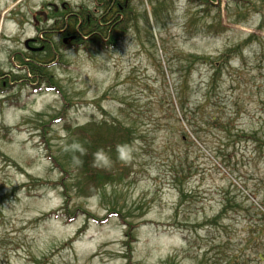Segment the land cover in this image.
<instances>
[{
	"label": "rangeland",
	"instance_id": "rangeland-1",
	"mask_svg": "<svg viewBox=\"0 0 264 264\" xmlns=\"http://www.w3.org/2000/svg\"><path fill=\"white\" fill-rule=\"evenodd\" d=\"M108 1L0 0V264H264V0H129L125 39L98 50ZM80 15L100 28L67 49ZM43 59L50 81L28 73ZM128 108L129 176L57 217L65 125Z\"/></svg>",
	"mask_w": 264,
	"mask_h": 264
},
{
	"label": "trees",
	"instance_id": "trees-1",
	"mask_svg": "<svg viewBox=\"0 0 264 264\" xmlns=\"http://www.w3.org/2000/svg\"><path fill=\"white\" fill-rule=\"evenodd\" d=\"M125 3V0L120 3L122 4V8H119L114 0L107 2V10H109L111 16L107 20L106 25L114 28L107 31V35L103 38L105 42H102V39L97 37V40L100 42L97 44L98 50H104L109 45L113 46L117 44L119 41L125 39L124 37L128 34L130 28L128 22L129 20L134 21L135 18L133 12L129 10V5L126 7ZM161 8H166V5H162ZM53 11L51 14H54V16L60 14V10ZM62 12H66L65 9ZM124 12L125 14H123ZM49 18L53 17L50 16ZM72 18L74 17H70L69 19ZM78 18L75 23L79 25L77 32L80 31L81 34V29L83 28H95V30L100 28L99 24L101 21L95 20L91 23L89 15H86V17L80 15ZM74 30V33H76V29ZM68 31L71 33L72 30L68 29ZM101 34L103 36V33ZM77 40H83V38L79 37ZM61 41L64 44V41ZM72 42H76V40ZM63 46L66 45L64 44ZM44 59L35 64L34 67L28 69V73L30 75L39 74L44 79L47 77V81H50L52 76L48 72H45V67L40 65L44 64ZM15 77L11 81H16L18 77ZM21 78L23 77H19L18 79ZM53 89L54 87L51 86L48 88V90L52 91ZM3 92L5 93L6 90H3ZM129 108V113H123L125 114L123 120L110 118L100 121H90L84 125H65V129L69 134V141L60 150L62 161L57 156H51L53 167L58 169L62 175L60 181H58V186L62 187L61 193L63 192V196L66 198L63 206L60 208L61 214H56L57 217L71 222L77 214H85L84 211H80L78 208L73 210L69 206L71 199V196H69L71 194L69 193L72 189L76 188L79 196L92 197L98 194L101 201L105 202L104 190L106 187L115 184V182H117L116 184H120L129 176L133 164L131 152L134 150V143L137 141L136 132L139 128V116L136 113L130 112ZM185 135L186 137L183 140L189 141V136L186 133ZM107 207L109 212L102 221H106L112 216H120L116 205H107ZM46 217H49V215L47 214Z\"/></svg>",
	"mask_w": 264,
	"mask_h": 264
},
{
	"label": "flooded vegetation",
	"instance_id": "flooded-vegetation-1",
	"mask_svg": "<svg viewBox=\"0 0 264 264\" xmlns=\"http://www.w3.org/2000/svg\"><path fill=\"white\" fill-rule=\"evenodd\" d=\"M126 1V3H125V6L126 7H128V5H129V0H125ZM118 6H119V8H122V4H120V3H118ZM66 8V7H65ZM64 8V9H65ZM63 9V10H64ZM55 10L56 11H59V9H58V7L57 6H55ZM50 13V12H49ZM48 13V14H49ZM37 14H41V15H44V17H47L48 18V15H47V13L46 12H43V11H41V10H37ZM61 34L65 37L64 39L66 40V41H68V38H72L73 40H76V42H71V44H69V45H75L76 43H77V39L79 38V37H82L83 35L80 33V31L79 32H77V33H75V34H71L68 30L67 31H65V32H63V33H61L60 32V34H58V37H60L61 36ZM91 34H93V33H90L89 35H91ZM92 38H90V40H91ZM37 38H35V39H33V41H36L37 42ZM49 41V40H48ZM34 42H30L29 43V45L27 44V48H31V49H34L35 47H33V44ZM45 46V45H44ZM43 48H45V47H43ZM36 49V48H35Z\"/></svg>",
	"mask_w": 264,
	"mask_h": 264
}]
</instances>
